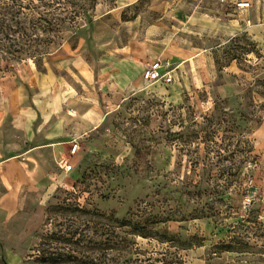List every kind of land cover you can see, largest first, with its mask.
Returning <instances> with one entry per match:
<instances>
[{
  "label": "rangeland",
  "instance_id": "1",
  "mask_svg": "<svg viewBox=\"0 0 264 264\" xmlns=\"http://www.w3.org/2000/svg\"><path fill=\"white\" fill-rule=\"evenodd\" d=\"M88 15L92 25L77 20L85 28L65 29L50 54L0 73V159L32 153L45 173L13 193L0 178V264H44L37 256L47 234L66 233L73 219L84 229V214L59 212V204L119 218L156 204L171 218L157 227L187 241L179 250L187 263L207 264L214 245L243 233L245 253L237 247L211 261L264 264V0H98ZM154 61L173 70L171 82L143 78ZM251 86L261 94L250 111L262 118L247 124L249 147L229 157L243 160L236 176L222 170L229 160L208 171L233 182L213 202L217 217H202L196 194L176 188L201 178L208 155L188 126L218 99L244 101Z\"/></svg>",
  "mask_w": 264,
  "mask_h": 264
},
{
  "label": "trees",
  "instance_id": "2",
  "mask_svg": "<svg viewBox=\"0 0 264 264\" xmlns=\"http://www.w3.org/2000/svg\"><path fill=\"white\" fill-rule=\"evenodd\" d=\"M98 0H0V73L11 67L13 63L24 60L25 57L34 59L44 57L51 52V47L59 39L65 29L79 32L85 28L77 25V20L90 19L89 12L97 5ZM88 23V25H89ZM237 41V39H232ZM247 53V51L245 52ZM236 50L231 51V60L237 59ZM255 94L261 93L248 88L238 101L235 99H218L211 114L203 116V120H191L188 127L193 131V137L204 140V149L208 155L203 161V174L197 181L182 182L180 193L194 195L199 198L197 211L202 217L215 218L216 209L213 202L225 200L227 190L233 182L231 177L214 178L208 171L223 160L231 161V165L223 167L224 172L236 176L234 170L240 168L243 160L229 159L236 153L243 152L249 147V141L244 139L248 122L260 121L262 118L250 111ZM234 103L231 105V102ZM204 131L206 135H201ZM223 131L220 140L218 132ZM236 133L240 134L237 138ZM192 136L184 142L190 143ZM228 140V141H227ZM229 152V155L223 152ZM250 150L248 149V152ZM211 153H216L217 161H213ZM231 172V173H230ZM164 187V186H163ZM166 187V186H165ZM178 191V190H177ZM150 208V209H149ZM59 212H71L74 217L83 213L85 218L83 228L75 225V220L66 233L47 234L44 238L40 255L37 260L44 264H194L187 263L180 254V249L187 247V241L171 235L167 229L157 227L171 218L163 216L156 204L146 208H138L130 217L119 218L114 214L99 213L81 207L79 204L56 206ZM98 219V220H97ZM217 221V219L215 220ZM245 221H240V227H245ZM92 230V235L82 233V230ZM247 229V227L245 228ZM245 231V230H244ZM243 233H240V235ZM231 236L227 241L214 245L209 252V262L220 257L222 252L234 251L239 247L241 254L248 243L241 236ZM137 237L154 239L165 245L163 249L149 251L139 245ZM60 244H63L61 246ZM63 247V248H62ZM100 252V254L96 252Z\"/></svg>",
  "mask_w": 264,
  "mask_h": 264
},
{
  "label": "crops",
  "instance_id": "3",
  "mask_svg": "<svg viewBox=\"0 0 264 264\" xmlns=\"http://www.w3.org/2000/svg\"><path fill=\"white\" fill-rule=\"evenodd\" d=\"M42 166L41 160L34 158L32 153L0 159V178L10 189V193L16 189L31 188L44 178Z\"/></svg>",
  "mask_w": 264,
  "mask_h": 264
},
{
  "label": "built area",
  "instance_id": "4",
  "mask_svg": "<svg viewBox=\"0 0 264 264\" xmlns=\"http://www.w3.org/2000/svg\"><path fill=\"white\" fill-rule=\"evenodd\" d=\"M248 3L245 1L239 2V7H245ZM173 70L171 69H165L164 65L160 61H154L152 63H149V65L144 69L143 71V78L146 81H159L164 80L166 82H171L173 80ZM78 145L74 144L72 152H76ZM59 165L61 168L65 170H70L72 168V165L69 163L68 159H62L59 162Z\"/></svg>",
  "mask_w": 264,
  "mask_h": 264
}]
</instances>
